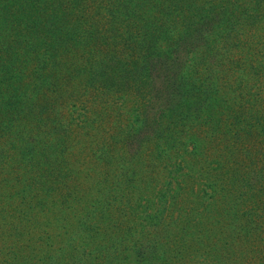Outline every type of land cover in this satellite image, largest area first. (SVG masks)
Segmentation results:
<instances>
[{
  "label": "trees",
  "instance_id": "obj_1",
  "mask_svg": "<svg viewBox=\"0 0 264 264\" xmlns=\"http://www.w3.org/2000/svg\"><path fill=\"white\" fill-rule=\"evenodd\" d=\"M204 25L214 26L213 36L204 38L207 63L221 60V64L234 67L238 70L237 80L248 87L243 91L244 84H238L223 94L232 100L234 109L231 112L237 115L234 129L229 128V133L238 140V134L244 130L248 135L264 138V85L259 80L264 76V0H0V140L8 137V132L18 133L12 127L20 131L28 125H34L32 129L41 135L40 141L34 143V151L33 148L28 150L27 141L20 138L15 140L20 142H13L8 148L10 152L22 155L24 162L19 168L21 185L15 182L20 186L15 196L19 198L14 207L15 214L23 213L28 207L35 210V201H38L34 192L31 197L24 195L26 189L23 186L29 187L28 190L38 186L37 193L43 190L51 193L55 188L53 180L62 176L56 155L61 148L59 141L64 138L60 136L62 132L57 135V129L59 127L68 134L71 126L69 121L67 124L62 120V116L74 117L77 113L85 116L90 108L82 104L79 112L76 106L79 100L88 102L87 97L96 104L119 103L116 113L121 114L128 95L136 93L132 89L141 86L143 88L137 93L144 96L143 104L136 103L129 117L133 130L138 126L141 128L145 125V98L147 86L153 80V62L170 58L186 36ZM257 59H262L263 63L255 62ZM214 84V101L223 99L220 97L223 83ZM250 104L251 108L246 112L244 108ZM71 122L73 124L74 120ZM91 126V122H86L84 128ZM130 133H123L122 139L115 140L131 142L134 135ZM39 143L42 144L37 145ZM189 143L196 155L202 152L197 140L192 139ZM178 144H157L153 157H164L178 149L177 160L182 161L179 165L185 170V153H189V147L185 149V143ZM122 150L124 147L116 156L105 152L97 157L108 159L107 162L112 164L113 160L117 162L123 157ZM6 157L0 153V169L7 170L10 177L6 180L12 181L17 178L13 172L19 160ZM224 157L227 166L215 160L213 167L206 170L209 184L202 190L207 197L217 199L216 203L221 206L216 211L220 218L223 217L216 222L218 238L212 251L207 253L216 264L238 263L239 255L256 244L258 252L264 250L263 198L253 208L251 205L264 193V148L254 157L253 152H238L230 147ZM124 164L109 166L106 172L111 175L114 170L124 171L129 176L127 180L133 183L140 174L134 168L133 174L137 178L130 177L134 165L130 167L132 162L126 164V170ZM34 165H40L38 172L33 170ZM180 168L170 171L174 181L180 175ZM103 187V181L98 182L96 190L102 192ZM107 191L112 196L109 189ZM48 200L47 197L40 198L38 207L42 209ZM108 212L85 210L76 218L79 219L76 224H59L61 238H49L45 262L41 251H37L39 256L30 260L27 257V261L20 264H102L95 260L101 252L100 247L88 243L98 239L101 231L95 228V222L111 219L107 217ZM81 216H87L88 220L85 221V217L80 220ZM152 219L156 220L152 216L148 223ZM191 228L188 223V231ZM75 230H78L76 235ZM152 234L149 230L148 235ZM66 237L67 241L79 237V241H75L82 245L71 250H64L65 247L51 250L52 245L55 247L62 239L64 242ZM124 244L119 241L113 246L114 251L122 250ZM7 248L8 245L3 244L0 250ZM135 250L137 248H127L124 252L128 258L139 260ZM108 255L107 251L104 257L101 256L104 264L109 262ZM173 258H179V255L169 257L165 254L160 261L170 263L174 262ZM10 261L3 263L14 264Z\"/></svg>",
  "mask_w": 264,
  "mask_h": 264
},
{
  "label": "rangeland",
  "instance_id": "obj_2",
  "mask_svg": "<svg viewBox=\"0 0 264 264\" xmlns=\"http://www.w3.org/2000/svg\"><path fill=\"white\" fill-rule=\"evenodd\" d=\"M213 32V25H204L186 36L170 58L153 62V80L147 86L149 94L145 98V125L141 128L138 126L133 130L129 120L134 105L138 102H141L139 105L143 104L144 96L137 93L143 88L141 86L132 89L136 93L128 95L126 108L121 114L116 113L119 103L96 104L89 97L88 102L79 100L76 106L79 112L82 104L90 108L89 112L84 113L85 116L77 113L74 117L70 116V119L64 114L62 120L66 123L69 121L71 126L68 134L59 127L57 129V135L62 132L60 136L64 138L63 142L59 141L61 148L56 155L59 157L62 176L53 180L55 188L51 193H44V190L37 193L40 190L38 186L29 190V187L23 186L26 189L24 195L31 197L33 192L36 193L34 197L38 201H35V210H29V207L24 210L22 205L24 212L15 214L14 207L19 202L15 196L20 187L15 182L21 185L19 168L24 162L22 155L10 152L8 148L13 142H20L15 141L20 138L27 141L25 146L28 150L33 148L34 151V143L40 141L41 135L32 129L34 125H28L20 131L12 127L18 133L8 132V137L0 140V153L7 156L6 159L19 160L13 172L17 178L12 181H8V171L0 169V247L8 245L5 251L0 250V264H8L3 262L10 260L20 264L23 260L27 261V257L30 260L38 255L37 251H41L40 255L45 262L49 238H61L59 224H76L79 220L76 218L85 210H109L108 216H105L111 219L95 222V228L101 231L98 239L88 243L96 245L95 248L100 247L101 252L95 260L102 264L105 261H101V256L104 257L107 251L108 264H216L207 253L212 251L218 238L216 222L223 217L216 214L221 209L220 204L216 203L217 199L207 197L202 191L209 184V176L205 172L213 167L212 162L215 160L227 166L224 154L230 147L238 152H253L255 157L264 148V138H257L255 134L248 135L244 130L238 134V140L237 136L229 133V128L234 129L237 115L231 112L234 109L232 100L223 94L244 83L237 80L238 70L234 67L221 64V60L219 63L212 60L207 63L209 58L206 57L204 38H211ZM255 62L262 64L263 60L257 59ZM259 80L263 86L264 76ZM215 82L223 83V89L220 87V97L223 99L214 101L212 86H216ZM247 89L244 84L243 91ZM250 108L251 104L246 105L244 110L249 112ZM86 122H91L92 126L84 128ZM123 133L134 135V140L116 141L123 138ZM117 135L119 137L116 138ZM192 139L197 140L200 148H203L199 155L192 151L193 145L189 143ZM173 142H179L178 146L185 143V149L189 147V153H185V170L180 168H184L179 165L182 161L177 160L178 149L164 157H153L157 144L171 146ZM121 147H124L121 153L124 158L117 162L125 163V167L132 162L130 167L134 166L130 177L137 178L133 174L134 168L140 174L133 183L127 180L129 176L124 171L112 168L114 171L111 175L106 172L107 167L119 163L113 160L111 164L107 162L108 159L97 157L105 152L116 156ZM32 155L34 157L35 153ZM39 166L34 165L33 170L38 172ZM178 167L181 172L174 181L170 171ZM102 181L105 188L100 192L96 189L98 182ZM121 181L125 182L121 184ZM24 182L26 184V179ZM261 196L251 203L252 208L261 203L260 198L264 201V193ZM42 197L50 200L41 209L38 206ZM26 200L21 202L26 203L23 202ZM149 216L156 220L152 219L148 223L151 218ZM84 217L87 221V216H81L80 220ZM188 223L193 227L189 231ZM149 230L153 232L151 236L148 235ZM78 238L67 241L66 237L65 243L62 239L55 247L52 245L51 250L80 248L82 243L76 242ZM119 241L125 244L122 250L114 251L113 246ZM256 246L239 255L238 263L229 260L230 264H264V250L258 252ZM127 248H137L135 251L139 260L128 258L127 252H124ZM165 254L169 257L179 255V258H173L174 262L170 263L161 262L160 258Z\"/></svg>",
  "mask_w": 264,
  "mask_h": 264
}]
</instances>
